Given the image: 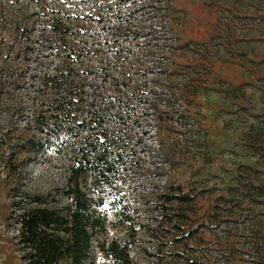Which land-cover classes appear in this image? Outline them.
<instances>
[{
    "label": "rangeland",
    "instance_id": "374dc122",
    "mask_svg": "<svg viewBox=\"0 0 264 264\" xmlns=\"http://www.w3.org/2000/svg\"><path fill=\"white\" fill-rule=\"evenodd\" d=\"M0 3V75L7 63L26 75L38 68L37 63L51 59L40 30L52 18H61L79 32L74 40L86 42L85 61L91 59L95 68L108 71L109 81L129 78L142 91L139 97L146 99L136 109L133 148L138 170L131 185L135 188L127 195L132 208H137L139 224L132 229L107 224L93 243L90 264H110L100 246L111 239L135 240L129 250L133 264H212L215 240H229L224 257L242 262L250 226L264 224V196L245 189L250 180L264 177V0ZM17 15L12 25L19 33L8 36L11 27L6 21ZM163 43L176 63L171 79H165L153 49ZM102 74L92 76L102 79ZM3 92L0 89V264H24L15 243L17 206L27 203L25 194L42 195L49 204L66 202L67 151L31 157L17 153L18 130L24 123L17 107L8 104L27 95L23 89L15 95ZM156 99L160 108L170 104L186 113V127L175 122L176 117L158 121L148 105ZM177 185L193 200L175 203L164 220L154 195ZM102 200L106 208L108 197L102 195ZM180 216H188L187 221H179Z\"/></svg>",
    "mask_w": 264,
    "mask_h": 264
},
{
    "label": "trees",
    "instance_id": "16d2710c",
    "mask_svg": "<svg viewBox=\"0 0 264 264\" xmlns=\"http://www.w3.org/2000/svg\"><path fill=\"white\" fill-rule=\"evenodd\" d=\"M18 17L6 21L11 27L8 36L14 34L17 37L19 30H14L12 24ZM51 21L41 28L39 38L45 37L41 42L52 58L37 63L38 68L27 71L26 75L17 73L22 68L14 69L13 64L7 63L0 75V89L4 90L3 94L11 90L14 95L16 90L26 91V98L10 99L12 103L8 104L17 107L16 112L24 123L23 129L18 130L17 153L31 157L41 152L66 149L63 191L66 202L49 204L42 195L25 194L29 200L17 206L14 214L15 243L24 264H90L93 243L105 233L107 224H126L131 229L133 224H139L138 216L134 214L137 208H132L127 195L135 188L131 185L137 179L135 173L138 170V157L133 148L138 124L136 109L146 99L139 97L142 91L129 78L109 81L106 68L107 72H104L102 67L95 68L91 59H83L86 42L74 40L79 34L75 32L74 24L61 18ZM165 46L163 43L155 48L154 44L153 49L165 79H171L176 63L172 50ZM169 48L175 50L172 44ZM100 71L103 72L102 79L99 75L92 76ZM118 85L123 86L119 88ZM157 100L148 105L156 112L158 121L166 122L176 117L174 121H180L182 127H186L183 121L186 113L170 104L160 108ZM27 101L29 106H25ZM185 101L186 98L181 99V105ZM261 155L264 157V147ZM245 189L259 190L254 194L264 196V177L258 182L250 180ZM102 195L108 197L106 208H103ZM154 197V205L160 208L164 220L175 203L186 205L193 200L182 185L157 191ZM186 219L188 216L178 218L181 222ZM250 227L252 235L245 244L246 258L239 264H264V224ZM130 235L133 239L134 232ZM134 243L135 240L117 243L111 239L100 249L110 264H133L129 250ZM213 243L215 248L209 260L212 264H237V259L228 258L226 254L224 257V250L231 246L229 240Z\"/></svg>",
    "mask_w": 264,
    "mask_h": 264
}]
</instances>
